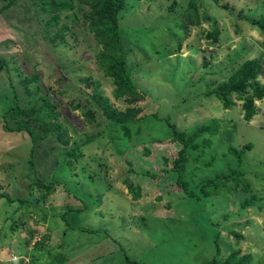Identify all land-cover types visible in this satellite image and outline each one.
I'll use <instances>...</instances> for the list:
<instances>
[{"label":"rangeland","instance_id":"1","mask_svg":"<svg viewBox=\"0 0 264 264\" xmlns=\"http://www.w3.org/2000/svg\"><path fill=\"white\" fill-rule=\"evenodd\" d=\"M3 3L0 60L9 64L0 74V193L26 203L0 199V256H27L29 264H197L210 258L213 240L222 245L226 231L233 230L245 240L228 234L231 247L221 250L238 248L249 254L250 264H264V100L255 103L257 114L246 122L243 102L235 94L230 109L208 96L244 62L259 59L264 67V29L256 23L264 14V0H220L227 10L195 2L181 15L176 13L187 0H127L118 18L120 45L132 82L147 93L132 102L113 97L112 79L99 66L102 48L88 28L96 20L90 7L78 1L74 12L61 13L60 25L68 30L60 32L51 20L53 11L39 12L43 0H16L1 10ZM214 26L219 40L210 44L206 34ZM257 81L264 84V69ZM97 92L118 108V117L135 108L146 118L129 124L130 140L106 118L98 105L102 100L92 99ZM15 96L22 123L36 139L33 145L28 135L3 130L4 118L12 124L3 115L14 107ZM42 98L50 99L49 111L57 116L40 109ZM167 119L187 135L214 120L219 125L211 147L189 149L184 164L183 178L191 188L198 190L206 180L223 183L215 191L207 188L210 194L203 200L191 199L177 187L176 175L164 163L179 148L169 142ZM84 143L79 159L67 155ZM228 147L244 151V176L236 181L223 179L238 169ZM62 165L71 176L78 171L81 176L67 177ZM35 178L46 186L56 183L40 204L42 210L33 204L43 191L30 187ZM130 182L138 200L126 188ZM252 195L256 199L242 207ZM85 206L91 209L67 211ZM64 212L68 214L61 218ZM161 220L164 227L155 228ZM65 223L85 232L69 230ZM32 231L35 243L28 246ZM215 233L218 238L207 239ZM42 238L44 245H38ZM61 257L65 259L58 261Z\"/></svg>","mask_w":264,"mask_h":264},{"label":"trees","instance_id":"2","mask_svg":"<svg viewBox=\"0 0 264 264\" xmlns=\"http://www.w3.org/2000/svg\"><path fill=\"white\" fill-rule=\"evenodd\" d=\"M44 3L42 4L43 9H39L40 13L46 14V11H53L54 13H50L53 16L51 17L52 22H55L56 25H60V14L61 13H69L74 12L75 9V2L80 1L85 6L90 7L92 11V19H96L89 23L88 28L90 32L94 33L93 39L96 44L101 46V52L99 56H97V59L99 60V66L102 69L105 76L112 79V86H113V97L116 99L125 98L127 102H132L133 98H140L146 97L144 91L137 88L134 83L131 80V77L129 76L128 69L126 67L125 63V55L123 54L122 47L120 45V35H119V15L121 12L125 9V2L127 0H53V3H49L50 0H43ZM16 0H5V3L2 4L1 10H7L13 5H15ZM187 4L182 6L181 11L177 12V15L185 14L186 11H190V5L195 2H209L210 4H214L216 7L227 10V7L225 5H222L220 3V0H187ZM82 4V5H83ZM205 18L209 19L208 15L205 16ZM255 18V17H254ZM253 19V18H251ZM249 19V21H251ZM211 21V19L209 20ZM258 26L261 29H264V14L256 21ZM60 32L67 31L68 27L65 25H60ZM206 38L210 40V44H215L218 42V33L216 30V27H213V30L211 33L206 34ZM55 40V38H54ZM54 42V41H52ZM53 47V46H52ZM119 51V53L117 52ZM54 52V51H53ZM113 54L115 56H113ZM9 62L0 60V74L6 72ZM264 69L263 66H261L259 59H253L250 61L244 62L239 68L238 71L235 72L225 83L219 85L216 89H213L211 92L208 93V96L212 95L215 96L218 100L222 101V106L224 109H230V107L233 105L231 100V95L235 94L238 100H241L243 102L242 104V110H243V120L246 122L252 121L253 117L257 114V107L256 102L264 100V84H260L258 80L259 73ZM82 81V80H81ZM13 105L14 107L10 106L6 113L9 115L10 120L12 121V124L8 120L4 118V125L3 130L9 133H16L17 135H25V137L28 135L31 137L30 142L33 145L35 142V137H33V134L27 129L26 124L22 123V114L20 113L19 109V102L17 96L14 97ZM93 100H102L98 103L100 108L103 109L104 114H106V118L116 125L122 132L123 136L128 140L131 139V134L128 129L129 124H138L143 119H146L143 116H140V110H136L135 108H130L125 115H118L115 114V112H118V108L112 106L109 104L107 99L103 98V95L101 93H96L93 97ZM42 105L40 106V109H45L48 112L49 117L57 116L53 110L49 111V107L51 105L50 99L42 98L41 99ZM109 110H112V114L108 113ZM50 112V113H49ZM151 117L158 120L156 114H152ZM149 121V120H148ZM166 124L169 127L168 130V136H169V142L170 143H176L179 145V148L176 152V155L172 157L171 162L164 158V163L166 166L169 167V169L176 175V181L175 184L177 187H180L189 198L194 199L196 201L203 200L204 198L208 197L210 193H207L206 189L211 188L212 190H216L221 184L223 183L219 181H213V180H206L202 184L199 185V189L197 190V186L192 187L190 186V183L184 180L183 178V171H184V164L187 160V152L188 150L192 149H207L211 147L212 145V136H215L217 134V131L219 129V125L217 121H213L211 124L208 125H202L199 127V129L196 132L187 133L183 130L177 129V127L170 123L169 120H166ZM154 125V124H153ZM61 133L58 132V136L60 138L59 141L62 140ZM205 135H208L205 137ZM27 136V137H28ZM199 137H204L202 139V142L200 144H195V140ZM42 138V137H41ZM92 138L89 137L88 140L90 141ZM42 140H45L44 137ZM92 142V141H90ZM88 142V143H90ZM64 143V142H63ZM75 144V143H74ZM60 145V144H59ZM67 145V143H65ZM86 144L77 145L75 148H73L71 151L67 153V155L71 159H79L80 156H83L82 149L83 146ZM247 150L251 149L250 145L245 146ZM145 155L149 153V151L144 148ZM228 154H231L238 163V169L235 171H230V174L227 176H224V181H230V180H237L240 177H243L244 174L242 172V155L244 153L243 150H237L234 147H228L227 148ZM32 157V155H31ZM29 161L30 168L32 169V172L34 173V163L33 160L27 159ZM203 164V163H202ZM206 167L210 166V163L203 164ZM64 168L66 170V166L62 165L60 166V169ZM79 171L75 172L72 176L68 173V170H66L67 177H73V180H76L79 176H81ZM82 174V172H81ZM65 175H62L59 173V178H64ZM235 180V181H236ZM62 182V180H61ZM64 182V181H63ZM55 185L56 183H53V181L50 182V186H46L43 184V182L40 179H34L32 183L30 184V187L32 189L38 188L40 191V196L34 200V203L36 206L40 207L41 210L44 209L40 206V204H44L47 201V196L50 194V192L53 191L52 185ZM64 184H61V187L65 189ZM126 188L128 192L132 195L133 200L139 199V193L137 191V188L135 187L133 182L126 183ZM188 188H190L191 191H188ZM245 190L248 191L250 189L249 185L245 184L244 186ZM197 190L198 192H195ZM244 190V191H245ZM66 191V189H65ZM67 192V191H66ZM70 195V194H69ZM72 196L75 195L74 193ZM6 198L10 204H13L14 202L19 203L20 205H23L26 203L25 199L21 198H13L8 196L5 193H0V199ZM76 200H79L77 197ZM251 201H244L242 204V207L249 206L252 201L256 199L255 195H252ZM159 200V199H158ZM82 203V202H81ZM45 207V206H44ZM245 208V207H244ZM91 209V207H86L85 209H71L69 208L67 211L73 212H83L86 210ZM259 209V208H258ZM68 213L64 212L61 218L66 216ZM51 215V214H50ZM46 217V216H45ZM225 220L229 219L228 214L223 215ZM171 220V219H169ZM65 221V219H64ZM65 227L69 230L74 231L77 228H72L68 223H65ZM163 228L162 220L156 222V227ZM14 229V225H13ZM78 231L85 232L84 229L78 228ZM88 233H95L97 231H94L93 229H86ZM165 232L164 229H161V232ZM33 234L34 231L30 233V238L33 240ZM228 234L233 236L234 238L245 240L242 234L236 233L233 230L226 231V235L224 236L223 240L224 242L219 243V245L216 244V242L213 240V249L209 251L211 253L210 258L204 259L202 261H198L197 264H250V256L247 253H242L241 249H233L229 252H226L229 250V247H231L228 244ZM152 235V233H150ZM149 235V237H150ZM155 234L152 235L151 238L154 240H157L159 237L155 236ZM211 237L218 238V233L215 234H209L207 239H210ZM48 239V238H47ZM29 240L27 244L29 245L31 242ZM43 238L40 241H37L38 245H44L45 242H42ZM47 242V240H46ZM35 243V242H34ZM150 245H153L150 241H148ZM224 246L226 248V251H223ZM221 247L223 250H221ZM33 249L30 251L32 252ZM225 253V254H224ZM31 256V253H29ZM33 256V255H32ZM126 257V256H125ZM65 257H61V259H57L58 261L64 260ZM127 259V257H126ZM38 260V259H37ZM34 262V261H32ZM22 264V262H19ZM128 264H145V263H138L136 260L128 263Z\"/></svg>","mask_w":264,"mask_h":264},{"label":"built area","instance_id":"3","mask_svg":"<svg viewBox=\"0 0 264 264\" xmlns=\"http://www.w3.org/2000/svg\"><path fill=\"white\" fill-rule=\"evenodd\" d=\"M32 245V244H31ZM9 263H19L29 264V258L27 256L18 257L16 255H11V257L7 260Z\"/></svg>","mask_w":264,"mask_h":264},{"label":"crops","instance_id":"4","mask_svg":"<svg viewBox=\"0 0 264 264\" xmlns=\"http://www.w3.org/2000/svg\"><path fill=\"white\" fill-rule=\"evenodd\" d=\"M10 205H12V204H10ZM43 218H45V217H43ZM12 254H13V253H12ZM6 257H7V258L9 257L8 254H6V253L3 254L2 256H0V264H7V263H6V260H7Z\"/></svg>","mask_w":264,"mask_h":264},{"label":"clouds","instance_id":"5","mask_svg":"<svg viewBox=\"0 0 264 264\" xmlns=\"http://www.w3.org/2000/svg\"><path fill=\"white\" fill-rule=\"evenodd\" d=\"M46 49H47V48H46ZM33 242H34V240H32V242H31L32 245H31V244H29V245L33 246ZM29 245H28V246H29ZM31 246H30V247H31ZM12 255H14V254H12ZM8 259H9V257H8ZM8 259H7V260H8ZM7 260H6V263H7V264H13V263H9Z\"/></svg>","mask_w":264,"mask_h":264},{"label":"water","instance_id":"6","mask_svg":"<svg viewBox=\"0 0 264 264\" xmlns=\"http://www.w3.org/2000/svg\"><path fill=\"white\" fill-rule=\"evenodd\" d=\"M45 45H46L47 50L51 52V48H50L48 42H46Z\"/></svg>","mask_w":264,"mask_h":264}]
</instances>
